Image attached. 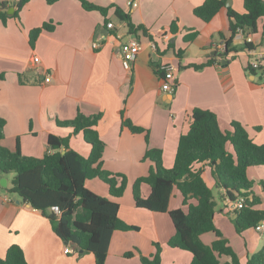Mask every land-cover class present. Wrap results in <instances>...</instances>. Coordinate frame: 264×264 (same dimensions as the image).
<instances>
[{
  "label": "crops",
  "instance_id": "1",
  "mask_svg": "<svg viewBox=\"0 0 264 264\" xmlns=\"http://www.w3.org/2000/svg\"><path fill=\"white\" fill-rule=\"evenodd\" d=\"M89 1L102 7H121L131 15L135 25L146 27L155 41L142 32L138 37L131 35L124 22L117 24L115 8L105 17L96 11H86L78 0H61L53 5H48L46 0H30L19 17L9 16L12 18L6 24L0 20V70L6 74L0 80V118L6 121L2 144L14 151L19 143L24 156L43 158L49 151L50 135L71 134L70 129L59 127L58 121H70L78 112L102 113L98 131L106 143L104 169L127 176L128 186L124 196L118 199L110 196L108 185L99 179L88 180L93 183L86 182V186L117 202L120 218L139 227V231L114 232L106 264H141L142 255L150 257L156 253L154 243L163 247L162 264H190L192 254L168 246L175 235L169 214L136 207L133 184L139 177L148 175L153 167L151 161L143 159L148 149L161 150L164 166L173 167L179 139L189 130L190 115L196 108L216 114L223 131H232L233 122L240 123L254 142L264 145V82L247 72L250 60H264V20L259 21L258 32L251 35L255 53L242 49L230 53L226 61L220 59L211 67L195 71L187 67L206 62L214 56L213 52L222 53L231 36L226 8L206 23L194 15V9L206 0ZM134 1L138 7L130 9L129 3ZM3 2L7 3V11L13 7L16 12L19 0H0ZM230 2L237 13L245 12L243 0ZM45 22H52L56 29L44 31L32 48L30 31ZM107 22L113 23L115 29H108ZM173 22L178 28L176 35L163 36ZM195 32L196 39L185 42V37ZM132 38L142 42L143 50L132 68L126 69L121 44ZM168 43L175 47L169 49ZM244 43L243 37H235L236 47L241 49ZM193 45L197 48L196 54L191 49ZM177 51H182V58L176 55ZM35 58L40 59V64L34 62ZM165 64L176 69L177 85L173 93L162 90V81L153 69V65ZM48 76L49 83L45 81ZM123 111L134 125L149 131V143L144 134H133L123 126ZM71 147L85 157L91 153V146L82 134L71 138ZM228 149L231 151L230 145ZM199 167L203 168L213 192L214 187L219 189L211 169L204 164ZM4 177L9 188L12 180ZM248 178L253 183L249 200L257 199L254 209L264 212V166L249 168ZM97 181L104 185L101 187ZM127 192H131L130 197ZM141 194L148 198L150 186L143 184ZM220 196L223 205H217L215 225L241 263L248 264L264 246V231L250 228L239 234L235 226L237 211L229 209V199L222 191ZM182 201V195L175 190L170 209L186 210ZM136 216L146 224L138 223ZM201 238L206 245H211L216 236L208 232ZM12 245L24 250L30 264H96L93 254L78 252L71 245L72 252L65 253L67 246L54 233L48 218L0 189L1 258ZM127 252H133L134 256L126 258Z\"/></svg>",
  "mask_w": 264,
  "mask_h": 264
},
{
  "label": "trees",
  "instance_id": "2",
  "mask_svg": "<svg viewBox=\"0 0 264 264\" xmlns=\"http://www.w3.org/2000/svg\"><path fill=\"white\" fill-rule=\"evenodd\" d=\"M61 0H46L53 5ZM86 11H96L107 17L109 11L115 8V16L126 23L131 35L144 36L155 41L143 25H135L129 13L121 7H102L89 0H78ZM228 0H206L194 9V15L209 23L224 8L227 9L229 30L231 36L226 40L222 53L211 56L203 63H192L187 68L201 71L211 67L219 60H227L230 53L243 50H255L253 43L245 41L244 46L236 47L234 39L239 30L245 36L258 32V23L264 20V0H243L245 12L237 13L232 7H227ZM30 0H19L17 10L12 16L19 17L21 10ZM0 20L4 24L12 18L7 15V3H0ZM108 23V22H107ZM56 25L45 22L42 26L30 31V45L35 47L44 31L53 32ZM176 22H173L163 36L168 33L176 35ZM198 33L185 37V42H192ZM223 36V35H221ZM224 37V36H223ZM157 49L159 47L155 42ZM175 44L168 43V48ZM176 55L182 58V51ZM155 74L160 80L166 78L165 71L160 66L153 65ZM250 75L258 76L264 82V65L258 70L250 64L247 67ZM6 74L0 70V80ZM103 114L85 115L78 112L70 121H58V126L68 128L71 134L67 137L50 135L48 138V153L43 158L26 157L22 154L18 143L14 151L2 144L6 121L0 118V169L4 176L14 174L11 186L2 188L10 195L17 196L32 209L40 211L53 225L54 233L67 245L76 251L91 253L96 264H106L110 243L116 231H139V227L125 223L119 217L120 205L110 198L100 196L86 186L88 180L99 179L109 187L110 196L122 198L128 186V178L124 174H114L104 169V152L106 143L101 139L98 126ZM122 124L133 134H144L149 143V131L136 126L122 112ZM232 131H223L218 117L212 111L196 108L190 115L189 130L179 139L177 153L172 168L163 164L162 151L148 149L144 160L153 163L149 174L139 177L133 184V195L136 207L151 212L168 213L175 227V235L168 242L171 248H177L192 254L190 264H242L240 258L217 229L214 217L218 202L212 188L204 177L200 164L211 169L218 188L230 200L245 198L244 208L237 211L235 220L239 234L255 228L264 220V212L255 210L259 202L249 200L248 193L253 183L248 178V169L254 166H264V145H259L250 137L248 131L240 123H232ZM258 128L257 130H259ZM82 134L84 141L91 146L88 157L83 156L71 147V138ZM231 146V151L228 149ZM146 184L151 188V194L144 198L141 186ZM177 190L183 197V208L170 209V201ZM195 200L196 203L191 201ZM59 207L61 214L54 211ZM213 232L216 236L211 245H206L202 235ZM156 253L153 256H141V264H162L163 247L154 243ZM133 252H127L126 258H132ZM227 260L224 261L223 258ZM0 264H30L24 250L19 245H12ZM248 264H264V246L261 251L252 256Z\"/></svg>",
  "mask_w": 264,
  "mask_h": 264
},
{
  "label": "built area",
  "instance_id": "3",
  "mask_svg": "<svg viewBox=\"0 0 264 264\" xmlns=\"http://www.w3.org/2000/svg\"><path fill=\"white\" fill-rule=\"evenodd\" d=\"M129 7H130V9H135L138 7V3L136 1L130 2ZM107 28L113 30V29H115V25L110 22L107 24ZM237 36L243 37L244 41H247L248 43H253L251 35L245 36L242 33V31H240V30H239ZM94 47L97 48L98 45L94 44ZM142 50H143V44L137 38H132L129 41L121 44V53L123 56V63H124V66L126 69L132 68L134 62L136 61L138 55L141 53ZM247 51L250 53H255V50H252V51L247 50ZM34 62L36 64H40V59L35 58ZM262 65H264V60H261L258 58L256 60L251 61V63H250V66L256 70H258ZM160 68L162 71H165V73H166V78L161 80L162 81V90L164 92L173 93L175 91L176 85H177V82L174 80L175 79V77H174L175 76V70H176L175 67L173 65H170V64H165V65H162ZM45 81L47 83H49L51 81V77L48 76L45 79ZM244 205H245V198H243V197H239L235 201L229 200V204H228L229 209L232 211H239L242 208H244ZM54 211L57 214H61L59 207H55ZM255 230L258 232L264 231V220L259 225H257L255 227ZM71 252H72V250L70 249L69 246H67L65 249V253H71Z\"/></svg>",
  "mask_w": 264,
  "mask_h": 264
},
{
  "label": "rangeland",
  "instance_id": "4",
  "mask_svg": "<svg viewBox=\"0 0 264 264\" xmlns=\"http://www.w3.org/2000/svg\"><path fill=\"white\" fill-rule=\"evenodd\" d=\"M229 1H231V0H228L227 1V3H229ZM116 22H117V24H119L121 21L120 20H115ZM192 51H193V54H196V51H195V49H197L196 48V46H192ZM195 51V52H194ZM253 60V59H252ZM252 60H250V62L252 61ZM182 64H183V66H184V61H182ZM165 168H167V167H165ZM170 168H172V167H170ZM170 168H167V169H170ZM8 179L11 181L12 179H13V177H14V174H9L8 176ZM92 183L93 182H91V181H89V182H87V185H92ZM95 183H98V185H101V187L104 185L102 182H95ZM132 186L131 185H129V191H131L132 192V188H131ZM131 192H127V193H129V197L131 196ZM220 193H221V190L220 189H216L215 187H214V196H215V198H216V200H217V202H218V204L220 205V206H222L223 204V202H222V198H221V196H220ZM126 197V196H125ZM129 216H132L130 213H127ZM120 217V216H119ZM137 218H136V220H137V222L138 223H142V224H146V221L144 220V219H141V217H139V216H136ZM121 219V218H120ZM122 220V219H121ZM131 220V219H130ZM142 236H143V234H142ZM143 239H146V238H143ZM67 246H70V245H67Z\"/></svg>",
  "mask_w": 264,
  "mask_h": 264
},
{
  "label": "water",
  "instance_id": "5",
  "mask_svg": "<svg viewBox=\"0 0 264 264\" xmlns=\"http://www.w3.org/2000/svg\"><path fill=\"white\" fill-rule=\"evenodd\" d=\"M227 7H230L231 6V2L229 1V3L226 4ZM15 9L12 7V8H9V10L7 11V15L8 16H13L14 15V11ZM216 52H213L212 55H215ZM0 186L2 188H7L8 186V181L7 179L3 176L2 172H1V169H0ZM83 252V251H81Z\"/></svg>",
  "mask_w": 264,
  "mask_h": 264
}]
</instances>
